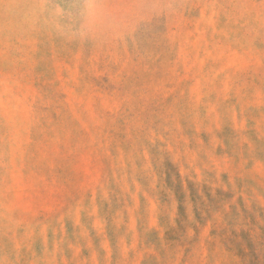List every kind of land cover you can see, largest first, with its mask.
Wrapping results in <instances>:
<instances>
[{
    "label": "rangeland",
    "instance_id": "obj_1",
    "mask_svg": "<svg viewBox=\"0 0 264 264\" xmlns=\"http://www.w3.org/2000/svg\"><path fill=\"white\" fill-rule=\"evenodd\" d=\"M0 264H264V0H0Z\"/></svg>",
    "mask_w": 264,
    "mask_h": 264
},
{
    "label": "bare ground",
    "instance_id": "obj_2",
    "mask_svg": "<svg viewBox=\"0 0 264 264\" xmlns=\"http://www.w3.org/2000/svg\"><path fill=\"white\" fill-rule=\"evenodd\" d=\"M10 15V14H9Z\"/></svg>",
    "mask_w": 264,
    "mask_h": 264
}]
</instances>
